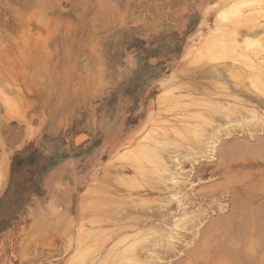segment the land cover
<instances>
[{
  "label": "rangeland",
  "instance_id": "1",
  "mask_svg": "<svg viewBox=\"0 0 264 264\" xmlns=\"http://www.w3.org/2000/svg\"><path fill=\"white\" fill-rule=\"evenodd\" d=\"M4 1L0 0V264H71L77 255L80 256V263L90 264L91 253L95 250L92 249L90 253L87 248V257L80 251V246L101 245L105 241L106 248L100 256L97 254L98 258L101 261L108 254L109 262L116 264L124 250L122 247H125L126 243H132L130 237L144 232L148 227L144 226V231L137 229L138 223H147L143 222L142 216L157 226L159 223L163 226L160 229L156 225H150L155 232L152 228H148L151 232L147 229V233L145 232L148 235L146 239L155 237L147 241L151 242L153 239L157 244L155 250L159 251L160 258L158 251L151 253L150 250V254L143 251L141 244L139 243L140 247L138 244L143 252H140L142 259L140 256L139 260L144 264H151V261L154 262L152 264H156V261L157 264H227L228 260L229 264H233L234 258L243 260L245 254L247 257L244 259H250L244 263V260L241 261L242 264H264V243L259 240L260 236L258 238V235L264 232L263 229L259 230L258 239L256 236H245V242L249 240L253 248L242 247L243 250L239 252L244 254L241 255L243 258L237 253L238 257L234 255L231 259L228 255L229 259L226 260L223 252L217 254L215 251V246L222 244L221 239V244L216 240V233L211 230L210 233L205 231L204 234L197 235L195 228L200 221L207 224L211 214H228L233 197L241 196V205L248 204L242 199V192H253L256 189V195L259 196L260 189L264 193V160L238 158L226 162L223 159L224 150L238 145V148L226 151L235 154L240 148L243 150L244 141L246 146L253 144L251 146L264 147V84L261 85L262 89L255 84L256 81L251 78L254 71L247 65L245 58H241V61L228 58L223 56L225 54L222 47L214 46L207 48L206 52H209L206 55L201 53L204 49L203 40L211 31L217 34L220 30L230 29L234 36H227L235 38L238 44L239 38H249L254 42L246 53L252 55L253 60L261 59L258 63L262 66L264 74V50L254 51L258 42L264 45V33L258 35L252 30L253 27L250 28L247 24V18L250 17L251 21L264 25V0H29V3L27 0H6V3ZM76 4L78 9L74 6ZM233 5L241 9L238 14L227 10ZM15 6L22 7L19 11V7ZM8 8L11 9L10 12ZM227 13L230 14L226 17ZM149 24V27L146 26ZM122 43L125 47H121ZM217 48H221L220 57L215 55ZM240 99L244 102H240ZM200 101H204V104ZM217 101L220 106L215 104ZM234 105L237 106L235 110ZM227 107L229 109L226 110ZM240 109L245 110L244 113ZM203 110L207 111L202 113ZM231 110L233 113L227 112ZM247 110L252 113V110H255L256 113L253 115ZM202 114H205L204 118ZM241 115L244 118L246 116L243 121ZM255 115L258 122L257 117L254 118ZM206 116L210 120L206 119ZM247 118L249 119L246 120ZM233 119L236 121H231ZM180 121L183 125L178 129L177 123ZM192 124L199 129L192 127ZM201 126L203 129L208 126L209 128L203 131ZM219 127L220 130L223 129L222 133L218 130ZM252 129L257 131L251 132ZM211 130L213 133L218 132L221 138L219 137L215 148L209 151L204 141L213 135ZM148 133L151 139L153 136L163 142L171 139L172 142L168 141L167 143H170L166 144V148L161 147L166 153L165 155L161 151L164 156L168 157L172 153L170 150H177L179 153L184 150V155L183 151L181 155L186 159H183L182 165L186 164L188 167L185 169L182 166V169H179L182 174H177L178 181L173 182L168 178L172 173L178 172L177 170L165 172L166 174L159 173L163 178L159 177L158 173L159 176L155 175L152 170V163L155 161L153 151L150 153V156L154 157L151 158L152 162L130 156V152L138 149V145ZM228 133L231 135L228 136ZM190 134H193L195 139L193 136L190 138ZM232 141L235 144L231 143ZM225 143H231L233 147ZM182 144L186 146V150L184 145L180 146ZM193 146L205 152L200 155L194 152L195 155L192 153L194 150L190 149ZM136 153L133 156H136ZM198 166L201 174L199 171V175L192 179L193 175L189 174L195 172L194 167ZM153 174L157 179H152ZM234 180H237L236 184ZM245 180L248 181L244 182ZM175 182L181 185L178 187ZM214 184L225 185L221 187L227 190H218L219 193L204 197L202 191L207 189L205 192H208ZM163 188L166 191L162 192ZM173 192H179L178 198L168 196ZM166 196L171 198L176 206L171 201L166 205ZM180 200L185 201V205ZM162 202H165L163 204L166 207ZM161 205L166 209L159 210ZM179 205L185 208L188 206L186 216L191 218L181 215L183 212ZM149 208L156 209H152L154 212L150 211L154 214L163 210L164 212L160 213L161 216L158 214L153 217ZM170 208L172 211H169ZM120 210L126 213L119 212ZM175 210H178V213ZM140 211L145 212L141 215ZM174 211L175 218L172 216ZM146 212H149L151 219ZM191 213L194 217L200 214L194 221ZM124 214L127 215L128 221L126 217H123L124 220L120 217L122 221L119 220L118 223L119 215ZM137 217H140V221H136ZM178 218H185L183 221L187 218L188 221L183 224L185 226H188L189 220L190 224L196 226L187 228L182 225V229L172 227L174 224L168 226L169 221ZM52 222L59 224L58 228ZM66 224L71 225V228ZM33 225L36 227L34 233L31 231ZM125 227L127 229H124ZM155 228L167 234L163 236L158 231L159 234L155 235ZM259 228L256 232H259ZM179 232L190 234V243L186 240L187 236L180 235ZM170 236L178 241L172 237L170 239ZM200 237H205L201 239L202 242ZM261 238L264 239L262 236ZM256 239L262 242V247ZM164 240L166 244L162 242ZM207 240L212 242H205ZM181 241L186 242L181 245ZM196 241H200L198 244L202 243V246L198 247ZM174 242H179L181 246L186 244L183 246L185 248L178 247ZM231 242H236V247L242 246L240 238ZM158 244L161 246L158 247ZM192 245L195 253L189 250L193 248L190 247ZM28 246L31 247L30 251ZM213 246L215 249L210 250ZM171 249H174L172 253ZM187 249L194 255L188 254ZM162 250H169V253L163 254ZM185 250L188 251L187 254ZM128 253L132 254L131 251ZM248 253L254 255L255 263V259L252 261L253 257ZM257 253L261 255L260 258ZM112 254L119 261L113 262ZM97 255L92 254L93 257Z\"/></svg>",
  "mask_w": 264,
  "mask_h": 264
},
{
  "label": "bare ground",
  "instance_id": "2",
  "mask_svg": "<svg viewBox=\"0 0 264 264\" xmlns=\"http://www.w3.org/2000/svg\"><path fill=\"white\" fill-rule=\"evenodd\" d=\"M6 1V0H5ZM4 1V2H5ZM11 1V0H10ZM19 1V0H18ZM24 1V0H23ZM2 2V1H1ZM1 2H0V4H1ZM20 2V1H19ZM27 2L29 3V0H27ZM27 2H25V3H27ZM6 3V2H5ZM22 3V2H21ZM21 3L19 4V6L21 5ZM27 3V4H28ZM115 3V2H114ZM7 4H8V2H7ZM13 4V3H12ZM24 4V3H23ZM77 4H78V2H77ZM77 4L76 5H74L75 6V8L76 7H78L79 8V6H77ZM29 5H31V4H29ZM18 6V7H19ZM16 7V6H15ZM18 7H16V8H18ZM22 7V6H21ZM21 7H19V11H20V8ZM26 8H28L27 6H25ZM5 8V7H4ZM30 8V7H29ZM78 8H76V9H78ZM9 9V12H10V8H8ZM23 9V8H22ZM32 10V9H31ZM224 10H225V8L222 10L223 12H224ZM227 10H230V12H232V13H234V14H238L240 11H241V9L240 8H238V7H235V5H233L230 9H227ZM12 11H13V9H12ZM23 11V10H22ZM230 13H227L226 14V17L229 15ZM1 15V14H0ZM238 18V17H237ZM248 19V22L249 23H247L248 25H250V28H252V30H254L255 31V33H257L258 35L259 34H263L264 33V25L261 23V22H253V21H251L252 19L250 18V17H248L247 18ZM1 20V19H0ZM150 21V20H149ZM154 21V20H153ZM150 22H152V20L150 21ZM2 23V22H1ZM161 25V24H160ZM146 26H150V24L149 25H146ZM1 27V26H0ZM145 27V26H144ZM143 27V28H144ZM147 27V28H148ZM158 27H159V25H158ZM151 29V28H150ZM134 30V29H133ZM132 30V31H133ZM137 29H135V31H136ZM138 31V30H137ZM134 33V32H133ZM251 33V32H250ZM233 34V31H231L230 29H223V30H220L217 34H216V32H210V35L209 36H207L206 37V39L205 40H203V42H204V45H203V47L202 48H204L202 51H201V53L202 54H207L208 52H206L208 49L207 48H209V47H211V46H214V47H222V49H223V53L225 54V55H223V56H226V57H228V58H230V57H232L233 59H238L239 61H241L240 59L241 58H245L248 62H247V65L248 66H250L251 67V69H253V71H254V74L253 75H251V78L252 79H254L256 82H255V84L258 86V87H260L261 89H262V86L261 85H263L264 84V74H263V69H262V66L258 63L259 61H261V59H259V60H253V58H252V55H249V54H247L246 53V51H247V49L249 48V46L250 45H254V42L253 41H251L249 38H244V39H241L240 40V38H239V40H238V42L240 43V44H238L236 41H235V38L234 39H232V38H230V37H228V36H231ZM252 34V33H251ZM131 35H132V33H131ZM130 35V36H131ZM228 35V36H227ZM232 36H234V34L232 35ZM231 36V37H232ZM220 37H222V39H220ZM230 38V40L227 42V40ZM258 42V41H257ZM124 43H122L121 44V47H122V45H123ZM255 45H257L256 43H255ZM116 46V45H115ZM124 46V45H123ZM125 47V46H124ZM206 47V48H205ZM104 48V47H103ZM107 48H109V47H107ZM263 51L264 50V45L261 43V42H258V47H257V49L256 50H254V51ZM221 53V48H217V51H216V57H220V54ZM113 54V53H112ZM209 55V54H208ZM112 56V55H111ZM113 56H114V54H113ZM109 59V58H108ZM116 59V58H115ZM114 59H112V61H113ZM106 61V60H105ZM107 62V61H106ZM111 62V61H110ZM207 62H209V61H207ZM243 62V61H242ZM263 62H264V59H263ZM205 63H206V61H205ZM210 63V62H209ZM244 63V62H243ZM109 65V64H108ZM104 66V65H103ZM234 66H236V65H234ZM212 67V66H211ZM214 67V66H213ZM213 67H212V69H213ZM231 67V66H230ZM236 67H238V66H236ZM246 67V66H245ZM109 68V67H108ZM111 68V67H110ZM210 68V67H209ZM233 68V67H232ZM231 68V69H232ZM42 69V68H41ZM212 69H210V70H212ZM214 69H216L215 67H214ZM233 69H235V67L233 68ZM238 69V68H237ZM110 70V69H109ZM230 70V69H229ZM238 70H240V68L238 69ZM115 71V70H114ZM207 71V70H206ZM213 71V70H212ZM217 71V70H216ZM220 71V70H219ZM218 71V72H219ZM231 71V70H230ZM108 72H110V71H108ZM113 72V71H112ZM111 72V73H112ZM222 72V71H221ZM242 72V71H241ZM114 73V72H113ZM122 73V72H121ZM236 73H238V72H236ZM123 74V73H122ZM210 74H213V73H210ZM218 74V73H217ZM220 74V73H219ZM224 73H222V74H220V75H223ZM226 74V73H225ZM108 75H109V73H108ZM124 75V74H123ZM110 76H111V78H112V74H110ZM237 76V75H236ZM106 77V76H105ZM238 77V76H237ZM239 77H241V76H239ZM249 77H250V75H249ZM106 78H109V77H106ZM105 78V79H106ZM209 79V78H208ZM237 82H238V80H237ZM245 85H246V83H245ZM245 85H243V86H245ZM43 86V85H42ZM242 86V85H241ZM246 87V86H245ZM43 88H44V86H43ZM244 89V88H243ZM243 89H241V90H243ZM244 91V90H243ZM241 94V93H240ZM134 95V94H133ZM229 96H231V94H229ZM243 96V95H242ZM206 97V96H205ZM234 96H232V98H233ZM234 98H239V96L238 97H234ZM264 98V97H263ZM210 99V98H209ZM261 99V98H260ZM235 100V99H234ZM242 100L243 99H240V102H242ZM246 100V99H245ZM264 100V99H263ZM200 102H204V101H200ZM244 102V101H243ZM242 102V103H243ZM245 102H247V101H245ZM209 103V102H208ZM213 103V102H212ZM212 103H210V104H212ZM215 103V102H214ZM186 104V103H185ZM189 104V103H188ZM204 104V103H203ZM215 104H220L218 101L215 103ZM230 104V103H229ZM190 105V104H189ZM185 106V105H184ZM187 106V105H186ZM208 106V105H207ZM215 106V105H214ZM220 106V105H219ZM219 106H217V107H219ZM224 106V105H223ZM230 106H232V105H230ZM235 107L233 108L234 110H235V108L237 107L236 105H234ZM201 107H204V106H201ZM206 107V106H205ZM204 107V108H205ZM221 107H222V104H221ZM224 107H226V106H224ZM233 107V106H232ZM239 107V106H238ZM211 108V107H210ZM216 108V107H215ZM220 108V107H219ZM240 108V107H239ZM244 108V107H243ZM246 108V107H245ZM244 108V109H245ZM248 108V107H247ZM212 109V108H211ZM227 109H229L228 107L226 108V110ZM242 109V108H241ZM240 109V110H241ZM249 109V108H248ZM215 110V109H214ZM223 110H225V108L224 109H222V111ZM251 110V109H250ZM250 110H247V112L248 113H252ZM256 110V109H255ZM255 110H252V111H254V113H252L253 115L256 113V111ZM204 111L206 112L207 110H203V112L202 113H204ZM218 111H220L219 109H218ZM221 111V112H222ZM242 111V110H241ZM241 111H240V113H241ZM244 111L245 110H243L242 111V113H244ZM228 113H233L232 112V110H231V112L230 111H227ZM238 112V111H237ZM246 113V112H245ZM194 114V113H193ZM206 114V113H205ZM205 114L202 116L203 118H204V116H205ZM227 114V113H226ZM247 114V113H246ZM196 115V114H195ZM194 115V116H195ZM253 115L251 116V118L253 117ZM257 115V114H256ZM255 115V117L254 118H256L257 116ZM228 116V115H227ZM226 116V118H228ZM230 116V115H229ZM242 116V115H241ZM245 116V115H244ZM261 116V115H260ZM199 117V116H198ZM243 117V116H242ZM247 117H249L250 118V116H247ZM232 118H233V116H232ZM239 118H240V116H239ZM238 118V119H239ZM245 118H246V116H245ZM244 117H243V119H242V121L245 119ZM249 118H247L246 120H248ZM253 118V119H254ZM1 119V118H0ZM206 119H208V120H210L209 118H208V116H206ZM236 119H237V116H236ZM263 119H264V117H263ZM2 120V119H1ZM241 120V119H240ZM256 120H257V122H258V117L256 118ZM255 120V121H256ZM212 121V120H211ZM231 121H236V120H231ZM230 121V122H231ZM254 121V120H253ZM260 121H261V119H260ZM263 121V120H262ZM261 121V122H262ZM245 122V121H244ZM1 123V122H0ZM211 123V122H210ZM90 124V123H89ZM178 125V129H180L181 128V126L183 125L182 124V121H180L179 123H177ZM205 124V123H204ZM214 124V123H213ZM215 124H216V122H215ZM218 124V123H217ZM264 124V123H263ZM1 125H2V123H1ZM0 125V126H1ZM79 125H80V123H79ZM189 125H191V124H189ZM201 125V124H200ZM208 125V124H207ZM206 125V126H207ZM219 125V124H218ZM197 126H199V125H197ZM216 126V125H215ZM263 126V125H262ZM192 127H194V128H198V127H196L195 125H193L192 124ZM202 127V129H203V126H201ZM211 127H213V126H211ZM222 127V126H221ZM264 127V126H263ZM208 128H209V126L206 128V129H203V131L204 130H208ZM215 128H217V126L215 127ZM262 128V127H261ZM260 128V129H261ZM1 129H2V127H1ZM0 129V130H1ZM126 129H128V125L126 126ZM199 129V128H198ZM212 129V128H211ZM213 129H214V127H213ZM210 130V129H209ZM215 130V129H214ZM218 130H220V127H219V129ZM221 130L223 131V129L221 128ZM220 130V131H221ZM253 130V129H252ZM256 130V129H255ZM216 131H217V129H216ZM222 131L220 132V133H222ZM249 131H250V129H249ZM257 131V130H256ZM256 131H251V132H256ZM200 132H201V130H200ZM259 132V131H258ZM261 132V131H260ZM195 133H196V131H195ZM203 133V132H202ZM211 134L213 133V130H211V132H210ZM232 133V132H231ZM231 133H230V135H231ZM262 133H264V131H262ZM1 134V133H0ZM205 134H206V132H205ZM209 133H207V135H208ZM189 135V134H188ZM198 135V134H197ZM200 135V134H199ZM198 135V136H199ZM203 135V134H202ZM220 135V134H219ZM229 135V133H228V136H230ZM246 135V134H245ZM151 135H150V133H148L146 136H144V141H142V143H140L139 145H138V149L136 148L135 150H133L132 152H130V156H132V157H139L138 159L140 160H142V159H147V160H151V158L153 157H151L150 156V153H151V151H153L154 153H152V154H154L155 155V161H153V160H151V162L153 161L154 163H152L153 164V172L154 173H156L155 175H157V176H159L160 174H162L161 172H166V173H168V172H172V170H177L178 172H176V173H170L172 176H168V178H170V179H172L173 180V182H174V180H177V174H182V172H180L179 171V169H182V162H183V159H186V158H184V157H182V155H181V152L183 153V155H184V150L182 149V150H180L181 152L179 153V152H177V150H175V151H173V150H170L169 148H167V149H169L170 151H172V153L171 154H169V156L167 157V156H164L163 154H161V151L162 150H164V149H161V147H165V146H167L166 144H169L170 142H172L171 141V139L170 140H168V141H170L169 143H167L168 141H162V140H159L157 137H152V139L151 138H149ZM191 136H193V134H190V138H191ZM205 136V135H204ZM223 136V135H222ZM248 136V135H247ZM259 136V135H258ZM0 137H2V136H0ZM194 137V136H193ZM192 137V138H193ZM202 137V136H201ZM200 137V138H201ZM219 137L220 136H218V132H215L214 131V133H213V135H211V136H208L207 138H206V140L204 141L205 143H206V148L209 150V151H211V150H213V148H215V146H216V144L218 143V139H219ZM249 137H250V135H249ZM256 137H257V135H256ZM197 138V137H196ZM203 138V137H202ZM221 138V137H220ZM247 139H248V137H246ZM259 138H261V136H259ZM1 139V138H0ZM185 139V138H184ZM194 139H195V137H194ZM193 139V140H194ZM199 139V138H198ZM245 139V138H244ZM257 139V138H256ZM61 140V139H60ZM200 140V139H199ZM202 140V139H201ZM204 140V139H203ZM232 139H230V141H231ZM237 140V139H236ZM239 140H241L240 138H239ZM246 140V139H245ZM261 139H258V141H260ZM196 141V140H195ZM227 141V140H226ZM225 141V142H226ZM234 141V140H233ZM231 142V143H234V142ZM242 141H244L243 139H242ZM248 141V140H247ZM246 141V142H247ZM250 141V140H249ZM257 141V140H256ZM262 141V140H261ZM260 141V142H261ZM263 141H264V139H263ZM263 141H262V144H264L263 143ZM176 142V141H175ZM198 141H196V143H197ZM229 142V141H228ZM237 142V141H236ZM239 143H240V141H238ZM176 143H178V141L176 142ZM201 143H203V142H201ZM222 143V142H221ZM224 143V142H223ZM231 143L229 144V143H225V144H229L228 146H230L231 145ZM243 142H241V144H242ZM249 143V142H248ZM55 144V143H54ZM181 144V143H180ZM198 144H200V142H198ZM235 144V143H234ZM244 144H245V146H246V143H245V141H244ZM244 144H243V146H244ZM98 145V144H97ZM170 145H172V144H170ZM170 145H168V146H170ZM184 144H182V145H180V146H183ZM201 145V144H200ZM223 145V144H222ZM221 145V148H223V146ZM251 145H253V144H250V145H248L247 144V146L245 147L244 146V148H243V150L240 148V150L239 149H235V151L236 150H239V151H237L235 154L233 153V154H229L228 152H226L229 148H228V146H227V148H225V149H227V150H224V156H223V159L224 160H226V162H231V161H233L234 159H241V158H243V159H253V158H256V159H260V160H264V150H263V148H261V146H260V148H258V146L256 147V146H251ZM255 145V144H254ZM261 145V144H260ZM96 146V145H95ZM173 146H175V145H173ZM185 146V145H184ZM183 146V147H184ZM225 146V147H226ZM232 146V145H231ZM236 146H238V145H235V147ZM203 147H204V145H203ZM233 147V146H232ZM235 147H233V148H235ZM239 147V146H238ZM238 147H236V148H238ZM94 148H96V147H94ZM166 148V147H165ZM173 149H174V147H172ZM171 148V149H172ZM182 148V147H181ZM185 148V150H186V146L184 147ZM231 148V147H230ZM233 148H231L232 150H233ZM178 149V148H177ZM180 149V148H179ZM190 149H192V150H194V151H192V153L193 154H195V153H197V154H199L200 155V153H202V152H205V151H203L202 149L201 150H197V148H195L194 146L193 147H191ZM217 149V148H216ZM224 149V148H223ZM231 149H229L230 151H231ZM87 150V149H86ZM169 150H168V152H169ZM189 150V149H188ZM41 151V150H40ZM92 151V150H91ZM138 151V152H137ZM137 152V153H136ZM163 152V151H162ZM173 152H174V154H173ZM190 153H191V151H189ZM195 152V153H194ZM226 152V153H225ZM135 153H136V156H133V155H135ZM164 153V152H163ZM191 153V154H192ZM213 153V152H212ZM215 153V152H214ZM137 154H138V156H137ZM165 155H166V153H164ZM185 154H186V152H185ZM192 154V155H193ZM203 154V153H202ZM167 155H168V153H167ZM196 155V154H195ZM221 155V154H220ZM188 156H189V153H188ZM212 156V155H211ZM185 157H186V155H185ZM194 159H195V157L194 156H192ZM68 158V157H67ZM154 158V157H153ZM201 158V157H200ZM204 158V157H203ZM207 158V157H206ZM138 159H136V160H138ZM167 159V160H166ZM188 159H189V157H188ZM198 159V158H197ZM205 159V158H204ZM190 160V159H189ZM220 160V159H219ZM186 161V160H185ZM184 161V162H185ZM193 162V161H192ZM195 162H197L196 160H195ZM223 162V161H222ZM151 164V163H150ZM186 165V164H185ZM183 166V168H185V167H188L187 165L186 166ZM200 165V164H199ZM218 165V164H217ZM202 166V165H201ZM219 166V165H218ZM134 167H136V166H134ZM200 167L198 166V167H194V169H195V172L194 171H192L189 175H193V177H192V179H194V178H196V177H194V176H198L199 175V171H200V169H199ZM202 168H203V166H202ZM202 168H201V170H202ZM227 168V167H226ZM137 169V168H136ZM144 169V168H143ZM148 169V168H147ZM147 169L145 170V171H147ZM150 169V168H149ZM186 169V168H185ZM184 169V170H185ZM139 170H140V168H139ZM204 171H205V169H203ZM138 171V170H137ZM143 171V170H142ZM148 172V171H147ZM152 171L150 170V173H151ZM143 173H144V171H143ZM142 173V174H143ZM149 173V172H148ZM147 173V174H148ZM159 175H158V174ZM165 173V174H166ZM119 174H121V175H124V173H120L119 172ZM119 174H117V175H119ZM144 174H146V173H144ZM152 174V173H151ZM169 174V175H170ZM184 174V173H183ZM188 174V173H187ZM200 174H201V171H200ZM150 175V174H149ZM154 175V174H153ZM152 175V177H150V178H152V179H157V178H155V175L153 176ZM164 175V174H163ZM146 176V175H145ZM162 175H160L159 177H161ZM184 176V175H183ZM124 177H126V176H124ZM165 177V176H164ZM186 177V176H185ZM161 178H163V177H161ZM160 178V179H161ZM165 178H167V176L165 177ZM179 178V177H178ZM184 178V177H183ZM120 179L121 180H123V178L122 177H120ZM159 179V178H158ZM187 179V178H186ZM150 180V179H149ZM180 180H182V179H180ZM229 180V179H228ZM178 181V180H177ZM183 181V180H182ZM185 181V180H184ZM187 181V180H186ZM226 181V180H225ZM225 181H223V183L225 182ZM248 180H245L244 182H247ZM63 182V181H62ZM124 182V181H123ZM180 182V181H179ZM234 182H235V184H236V182H237V180L235 181L234 180ZM233 182V183H234ZM125 183V182H124ZM176 183V182H175ZM174 183V184H175ZM227 183V182H226ZM232 183V182H231ZM122 184V183H121ZM126 184V183H125ZM176 184H178V182L176 183ZM186 184V183H185ZM217 184V183H216ZM216 184H214L213 186H211L212 187V189H209V191L208 192H205L207 189H205V191H202L203 192V196L205 197V196H210V195H214V194H217V193H219L218 192V190H227V189H225V187H221V186H225V185H216ZM225 184V183H224ZM181 185V184H180ZM179 184H178V187L180 186ZM234 185V184H233ZM169 186V185H168ZM175 186V185H174ZM183 186V185H182ZM169 187H171V186H169ZM168 187V188H169ZM176 187V186H175ZM166 188V187H165ZM165 188H163V190H162V192H164V190L166 191V189ZM167 188V189H168ZM210 188V187H209ZM184 189V188H183ZM182 189V190H183ZM228 189H229V187H228ZM264 189V188H263ZM159 190H160V188H159ZM169 190V189H168ZM157 191V190H156ZM185 191H186V189H185ZM180 192H181V190H180ZM184 192V190L181 192V193H183ZM217 192V193H216ZM226 192H228V191H225V193ZM258 192H259V196L258 195H256L257 194V191H256V189H255V191H253V192H251V191H246V192H242V199L243 200H246V202L248 203V204H243V205H241L242 204V202L240 201L241 200V196L240 197H233L232 198V202H233V204H232V207L230 206V208H228V210H229V212H228V214H225V213H222V214H220V215H218V212H217V215L218 216H212V214H211V218L208 220V222H207V224L206 223H204V222H202V221H200V223L198 222V224H197V227H195L194 225H192V224H190V220H189V224H188V226L191 228V225H192V227L194 226L195 228H197L196 230H197V235L198 234H204V232L206 231V232H208L209 231V233H210V231L212 230V231H214L215 233H216V235H215V237H216V240H219V239H221V241H222V244H221V242H220V240L218 241V243L220 242V244L221 245H219V244H217L216 246H215V248H217L215 251H216V253L217 254H222V252H223V255H224V258L226 259H229L228 258V255H230L231 256V259H232V257L234 256V255H236L237 253H239V255L241 256L243 253H241V252H239L240 250H243V248L242 247H244V248H246V247H248V248H253V245H252V243L250 242V244H249V240L247 241V242H245V236H248L249 238H251L252 236L254 237V236H256L255 238H257V235H258V233H260V231L263 229V231H264V193L259 189L258 190ZM178 193L179 192H173V193H171L170 195H168L169 197L172 195L173 197H177V195H178ZM180 193V194H181ZM199 194V193H198ZM200 194H202L201 192H200ZM199 194V195H200ZM168 196H166L167 198H168ZM171 196V198H173ZM179 196V195H178ZM183 196V195H182ZM182 196H180L181 198H182ZM180 197H179V199H180ZM171 198L169 199L168 198V201H167V204L166 205H168V202L169 201H171ZM178 198V197H177ZM230 198V197H229ZM204 199V198H203ZM173 200V199H172ZM185 200V199H184ZM175 201V200H174ZM181 201V200H180ZM230 201V200H229ZM173 201H171V203H172ZM176 202H178L177 200H176ZM182 203L183 202H185V201H181ZM187 202V201H186ZM259 202V204H257ZM61 203V202H60ZM163 203H165V202H162V204ZM174 204L173 205H175V202H173ZM179 203V202H178ZM141 204V203H140ZM177 204V203H176ZM184 205H185V203H183ZM188 204V203H187ZM39 205V204H38ZM164 205V204H163ZM190 205V204H189ZM55 206V205H54ZM158 206V205H157ZM157 206H153L154 208H157ZM162 206V205H161ZM165 206V205H164ZM176 206V205H175ZM180 206V208H181V210H182V212H183V214H181L182 216L183 215H185L186 216V214H188V210H187V208H188V206H187V208H185V206H183V205H179ZM178 206V207H179ZM38 207V206H37ZM166 207V206H165ZM165 207H163L162 206V208L160 207V209L159 210H162L163 208L164 209H166ZM170 207V205L167 207V208H169ZM173 207V206H172ZM177 207V208H178ZM189 207H191V206H189ZM221 207V206H220ZM223 207V206H222ZM40 208V207H39ZM121 208V207H120ZM144 208V207H143ZM158 208H159V206H158ZM175 208V207H174ZM176 208V209H177ZM219 208V207H218ZM217 208V209H218ZM101 209V208H100ZM123 209H125V210H127V208H123ZM142 209V208H141ZM146 211H148L147 210V208H144ZM143 209V210H144ZM149 209H151V208H149ZM153 209V208H152ZM149 210V212L150 211H152V212H154V211H156V209H153V210ZM172 208H170L169 209V211L171 210ZM216 209V210H217ZM222 209V208H221ZM226 209V208H225ZM34 211H36L35 209H33ZM32 210V211H33ZM45 210V209H44ZM50 210V209H49ZM52 210V209H51ZM130 210V209H129ZM133 210V209H132ZM136 210H139V209H136ZM135 210V211H136ZM142 210V211H143ZM168 210V209H167ZM223 210V209H222ZM32 211H30V213H32L33 214V212ZM41 211V210H40ZM142 211H140L141 212V215H142V213H144V212H142ZM172 211V210H171ZM176 211V210H175ZM174 211V213H173V217L175 218V213L178 211H176L175 212ZM202 211V210H201ZM206 212H207V210H205ZM204 211V212H205ZM42 212V211H41ZM119 212H122V210H120ZM149 212H146V213H148V214H146V215H148V217H150L149 219H151L152 217H151V215L149 214ZM162 212V214H163V212H164V210L163 211H161ZM160 212V213H161ZM168 212V211H167ZM167 212H166V214H167ZM200 212V211H199ZM203 212V213H204ZM211 212V211H210ZM36 213V212H35ZM39 213V212H38ZM51 213V212H50ZM122 213H126V212H122ZM130 213V212H129ZM139 213V212H138ZM151 213V212H150ZM159 212L157 213V212H155V214L154 213H151V214H153L152 216L154 217V216H157L158 214L161 216L162 214H160ZM170 213V212H169ZM168 213V214H169ZM178 213V212H177ZM201 213V212H200ZM200 213H198V215L196 216L195 215V217H197L198 218V216H199V214ZM202 213V214H203ZM117 214V213H116ZM120 214V213H119ZM165 214V213H164ZM190 214V213H189ZM192 214V213H191ZM197 214V213H196ZM39 215H40V213H39ZM144 215V214H143ZM150 215V216H149ZM204 215V214H203ZM67 216H69V215H67ZM159 216V217H160ZM187 216H189V215H187ZM186 216V217H187ZM206 216V215H205ZM113 217H115V216H113ZM112 217V218H113ZM118 217V216H117ZM120 217H122L121 219H123V217H126V219H127V215L125 216V214L123 215V216H120L119 215V219L118 218H115V219H118L117 220V222L120 220ZM158 217V218H159ZM163 217V216H162ZM190 217V216H189ZM192 217H194V215L192 214ZM195 217H194V221L196 220L195 219ZM207 217V216H206ZM206 217H204V218H206ZM41 218V217H40ZM40 218H38V220H40ZM135 218V217H134ZM138 218V217H137ZM140 218V217H139ZM137 219L136 221H140V219ZM142 218L144 219V221L143 222H147L146 224H143V225H141L140 223H138L137 224V229H142V231H144V226H147L148 225V227L146 228L147 230H148V228L150 229V228H152V227H150V225L151 226H153L154 227V225H156V224H153V222H149V221H147V220H145V218H147V217H143L142 216ZM191 218V217H190ZM248 218H249V220H248ZM115 219L113 220V221H115ZM133 219V218H132ZM132 219H130V220H132ZM136 219V218H135ZM134 219V220H135ZM161 219V218H160ZM173 219V218H172ZM185 218H181V219H176L175 221H167L168 222V226L170 225V224H174V226H172V225H170L169 227H175L176 229H182V225L183 224H185V221H188L187 220V218H186V220L185 221H183ZM208 219V218H207ZM35 220V219H34ZM43 220V219H42ZM124 220V219H123ZM193 220V219H192ZM202 220H203V218H202ZM120 221H122V220H120ZM120 221L118 222V223H120ZM127 221H128V219H127ZM135 221V222H136ZM141 221V223H143ZM34 222H37V221H34ZM38 222H40V221H38ZM197 222V221H196ZM237 222V223H236ZM41 223V222H40ZM53 223V222H52ZM51 223V224H52ZM84 223V222H83ZM149 223H152V224H149ZM156 223H158V222H156ZM188 223V222H187ZM42 224H43V222H42ZM54 224V223H53ZM56 225H57V223H55ZM54 224V225H55ZM160 224V223H159ZM158 224V226L157 227H160V229H161V227H163V226H160ZM165 224V223H164ZM194 224V223H193ZM55 225V226H56ZM66 225H68L70 228H71V225H69V224H66ZM161 225H162V223H161ZM259 225H260V227L261 228H259ZM39 226H41V225H39ZM53 226V225H52ZM58 226H59V224L57 225V228H58ZM141 226H143V227H141ZM183 226H185V225H183ZM188 226H185V227H187L188 228ZM33 227H34V225H33ZM128 227H131V226H128ZM167 227V226H166ZM36 227H34V228H32V232H33V230L35 229ZM41 228V227H40ZM54 228V227H53ZM52 228V230L53 231H56L55 229H53ZM56 228V229H57ZM68 228V227H67ZM67 228H65V229H67ZM117 228V227H116ZM189 228V229H190ZM195 228H194V230H195ZM257 228H259L258 229V231L259 232H256V230H257ZM38 229V228H37ZM36 229V230H37ZM46 229H47V227H46ZM124 229H127L126 227L124 228ZM131 229V228H130ZM132 229H134V227L132 228ZM146 229H145V231L144 232H140V233H137L135 236H133L132 238L130 237V242H132V243H130L129 245L126 243V246L125 247H122V248H124V250H122V253H121V257H119L118 259L120 260H116V257H115V255H113V257H114V260H113V262L114 261H119V262H116V264H144V262H140V256H141V253H143L142 251H141V249L140 248H142L143 249V251L145 250V252L147 251V252H149L150 250H151V253L152 252H154V251H158V250H155L156 249V246H157V244L153 241V239H152V241L151 242H149L150 240H151V238H153V237H149L150 238V240L149 241H147L148 239H146L147 237H148V235L147 234H145V232L147 233V231H146ZM188 229V230H189ZM35 230V231H36ZM49 230V229H48ZM47 230V231H48ZM51 230V229H50ZM49 230V231H50ZM51 230V231H52ZM99 230V229H98ZM120 230H122V228L120 229ZM151 230V229H150ZM150 230H148L149 232H151ZM155 230H157V228H155ZM184 230H187V229H184ZM30 230L28 231V232H31ZM39 231H40V229H39ZM48 231V232H49ZM152 231H154V229L152 228ZM158 231H160V233H161V235L163 234V236L164 235H166V234H164L163 233V231L162 230H157V233L155 234L154 232V234L155 235H157V234H159L158 233ZM176 231V230H175ZM191 231H193V228L191 229ZM243 231V232H242ZM32 232H31V234H32ZM45 232V231H44ZM138 232V231H137ZM187 232V231H186ZM255 232V233H254ZM34 233V232H33ZM116 233V232H115ZM144 233V234H143ZM169 233H170V231H169ZM169 233H168V235H169ZM172 233V232H171ZM170 233V234H171ZM179 233H181V232H179ZM178 233V234H179ZM193 233V232H192ZM194 233H195V231H194ZM257 233V234H256ZM263 233V234H262ZM262 233H260L259 235H258V238H259V236H260V238H259V240L261 239V240H263V243H264V239L263 238H261V236L262 237H264V232H262ZM30 233H28V235H29ZM36 234H37V231H36ZM40 234V233H39ZM174 234V233H173ZM188 234V233H187ZM206 234V233H205ZM208 234V233H207ZM239 234H241V235H239ZM256 234V235H255ZM262 234V235H261ZM33 235V234H32ZM38 235V234H37ZM101 235V234H100ZM130 235V234H129ZM168 235H167V238L169 239V237H168ZM172 235V234H171ZM180 235H186V233H181ZM179 235V236H180ZM188 235H190V234H188ZM188 235H186L187 236V238H186V236H185V238H186V240H188V238L189 239H191V237H188ZM193 234H191V236H192ZM195 235H196V233H195ZM34 236V235H33ZM173 236V235H172ZM172 236H170V239H171V237ZM203 236H205V235H203ZM207 236V235H206ZM32 237V236H31ZM119 237V236H118ZM176 237V236H175ZM194 237V236H193ZM192 237V238H193ZM42 238V237H41ZM155 238V237H154ZM174 237H172V239H173ZM184 238V237H183ZM205 238V237H204ZM203 237H200V241H201V239L203 240L204 239ZM214 238V237H213ZM211 239L212 241H214V239ZM236 238H240L241 240H242V243H241V247H236V242H231V241H233L234 239H236ZM257 238V239H258ZM47 239L48 238H46L45 240L47 241ZM50 239H53V238H50ZM117 239V238H116ZM157 239V240H156ZM156 241L159 243V241H158V237H156ZM175 239V238H174ZM207 239H208V237H207ZM233 239V240H232ZM256 239V242H258L259 243V245L261 244V247H262V242H260L259 240H257ZM126 240V239H125ZM159 240H160V238H159ZM176 240V239H175ZM211 240H207V241H205V242H212ZM111 241V240H110ZM120 241H122V240H120ZM176 241H178V240H176ZM189 241V240H188ZM188 241H187V243H188ZM191 241V240H190ZM190 241H189V243H190ZM200 241L198 242V241H196L197 243H195V244H197L198 245V247L199 246H202V243L199 245L198 243H200ZM51 242V241H50ZM118 242V241H117ZM126 242V241H125ZM124 242V243H125ZM162 242H165V240L164 241H162ZM172 242V241H171ZM182 242L184 243V242H186V241H181L180 242V244L182 245ZM202 242V241H201ZM205 242H203V243H205ZM255 242V243H256ZM78 243V242H77ZM121 243V242H120ZM141 244V246L142 247H140V244ZM152 243H155V244H152ZM160 243H161V241H160ZM174 243H176V244H178V247L180 246V247H183V246H185V245H183V246H181L180 244H179V242L177 243V242H174ZM115 244V243H114ZM117 244V243H116ZM138 244H139V247H138ZM164 244V243H163ZM165 244H166V242H165ZM168 244V243H167ZM192 244V243H191ZM195 244H194V246H195ZM117 245H119V244H117ZM174 245V244H173ZM189 245V244H188ZM196 245V246H197ZM213 245H215V244H213ZM219 245V246H218ZM256 245V244H255ZM264 245V244H263ZM90 245L88 244V247H83V245H81L80 247H81V250L80 251H83L84 253H85V251H86V249L88 248V250H89V252L91 253L92 252V249H94L95 250V252H92L91 253V263L92 264H96V263H98V264H112L111 262H109V260H110V255H108L107 254V256H106V258H104V259H102L101 261L99 260V258H98V255L100 256V253L102 252V250L103 249H105L106 248V241L105 242H103L101 245H96V244H94L93 246H90ZM113 246H115V245H113ZM159 246H161L160 244H158V247ZM194 246L192 245V246H190L192 249H190L189 248V250H192L193 251V249H194ZM195 246V248H197ZM111 247H112V245H111ZM165 247V246H164ZM164 247H163V249H164ZM167 247V246H166ZM165 247V248H166ZM174 247V246H173ZM177 247V249H179ZM260 247V246H259ZM27 248V247H26ZM28 248H29V246H28ZM31 248V247H30ZM30 248H29V251H30ZM126 248V249H125ZM161 248V247H160ZM169 248V246L167 247V249ZM183 248H185V247H183ZM214 248V246L210 249V250H212ZM214 248V249H215ZM256 248L258 249V245L256 246ZM115 249V248H114ZM158 249V248H157ZM176 249V248H175ZM182 248H180V250H181ZM213 249V250H214ZM263 249H264V247H263ZM93 250V251H94ZM110 250V249H109ZM109 250L107 251V252H109ZM160 251H161V249H159ZM165 250V249H164ZM164 250H162V253L164 252ZM172 250H174V249H171L170 251V253H172ZM179 250V251H180ZM188 250V249H187ZM187 250H185L184 252H186V254H187V252L189 251H187ZM247 250V249H246ZM260 250H262L261 248H260ZM29 251H28V253H29ZM128 251H131V253L132 254H129L128 253ZM135 251V252H134ZM169 251V250H168ZM168 251H166V252H164L165 254L167 253H169ZM196 251V250H195ZM201 251V250H200ZM202 251H204V249H202ZM202 251H201V253H202ZM245 251V250H244ZM248 251V250H247ZM247 251L245 252V253H247ZM259 253L261 252V251H259V250H257ZM256 251V252H257ZM264 251V250H263ZM141 252V253H140ZM174 252V251H173ZM181 252V251H180ZM194 252V251H193ZM193 252L191 253V251H189L188 252V254L189 253H191V254H193ZM198 251H196V253H197ZM210 252V251H209ZM214 252V251H213ZM27 253V254H28ZM78 253V252H77ZM112 253V252H111ZM150 253V252H149ZM150 253V254H151ZM154 253H156V252H154ZM162 253H160V254H162ZM163 253V254H164ZM176 253V252H175ZM195 253V252H194ZM215 253V252H214ZM255 253V252H254ZM259 253H257V256H259V258H260V256L261 255H258ZM263 254H264V252H262ZM92 254H95V255H97L96 257H93L92 256ZM117 254V253H116ZM198 254H199V252H198ZM210 254V253H209ZM211 254H212V252H211ZM249 254V253H248ZM29 255V254H28ZM85 255L87 256V253H85ZM111 255V256H112ZM120 255V254H119ZM144 255H146V254H143V256ZM148 255V254H147ZM157 255L159 256V251L157 252ZM194 255V254H193ZM214 255V254H213ZM222 255V256H223ZM244 255V254H243ZM247 254H245V256H246ZM249 255H251L252 257L254 256L253 254H249ZM248 255V256H249ZM81 256H82V254H81ZM84 256V255H83ZM148 256H150V255H148ZM147 256V257H148ZM157 256V257H158ZM169 256H170V254H169ZM212 256V255H211ZM227 256V257H226ZM229 256V257H230ZM244 256V258H246ZM251 256H249V257H251ZM88 257V256H87ZM86 257V258H87ZM151 257V256H150ZM155 257V256H154ZM161 257H162V255H161ZM210 257V256H209ZM236 257H238L237 255H236ZM242 257V256H241ZM241 257H239L240 259H241ZM83 258V257H82ZM146 258V257H145ZM159 258H160V256H159ZM158 258V259H159ZM223 258V259H224ZM234 258V257H233ZM243 258V257H242ZM243 258V260H239L238 258H234V260L235 261H233V260H231V262L233 261V262H235V263H233V264H238V263H241V261H243V263L245 262V261H248V259H250V258H248V259H244ZM76 260L74 261L73 260V262L71 263V264H82V263H80V261H79V259H80V256L79 255H77L76 256V258H75ZM141 259H142V256H141ZM152 259V258H151ZM154 259H156V258H154ZM157 259V260H158ZM222 259V258H221ZM224 259V260H225ZM226 259V260H227ZM236 259H238V263L236 262ZM252 259V261H253V259H255L254 257L253 258H251ZM81 260V259H80ZM149 260V259H148ZM162 260H163V257H162ZM161 260V261H162ZM166 260V259H165ZM122 261H124V262H122ZM143 261H144V258H143ZM221 261H223V260H221ZM250 262H251V260H249ZM255 261H256V259L253 261V263H255ZM121 262V263H120ZM220 261H218V263H219ZM228 262H230V260H228L227 261V264H229ZM90 263V264H91ZM152 263H154L153 261H151V264ZM156 264H157V261L155 262ZM179 264V262H176V264ZM181 263H183V262H180V264ZM187 263V262H186ZM185 263V264H186ZM252 263V262H251ZM257 263V262H256ZM159 264V263H158ZM162 264V263H161ZM242 264V263H241Z\"/></svg>",
  "mask_w": 264,
  "mask_h": 264
}]
</instances>
